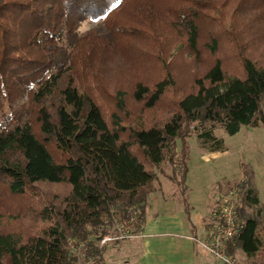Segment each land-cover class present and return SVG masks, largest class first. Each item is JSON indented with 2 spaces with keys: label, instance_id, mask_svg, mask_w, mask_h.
Listing matches in <instances>:
<instances>
[{
  "label": "trees",
  "instance_id": "1",
  "mask_svg": "<svg viewBox=\"0 0 264 264\" xmlns=\"http://www.w3.org/2000/svg\"><path fill=\"white\" fill-rule=\"evenodd\" d=\"M176 72L191 85L169 100ZM260 126L264 0H0V264H104V228L140 211L139 236L158 174L189 216L188 137L218 153L215 130ZM232 190L227 251L264 264L250 169Z\"/></svg>",
  "mask_w": 264,
  "mask_h": 264
},
{
  "label": "rangeland",
  "instance_id": "2",
  "mask_svg": "<svg viewBox=\"0 0 264 264\" xmlns=\"http://www.w3.org/2000/svg\"><path fill=\"white\" fill-rule=\"evenodd\" d=\"M233 6L235 7V5ZM231 8L232 6L229 9ZM90 27L91 26L87 24L82 28V31H85ZM236 68L237 64L235 61L231 60L228 63L227 68L231 76L232 73L236 71ZM176 76L177 84L174 92L168 93L167 99L169 98V100L172 94L173 97L184 95L188 92L191 85L189 78L185 73L178 72ZM161 111L162 108L158 107L150 112L151 114L145 118H143L142 115L141 119L157 118ZM133 119L135 121L140 120L138 116H135ZM214 135L223 139L225 148L223 152L206 153L200 149L199 143L194 136L191 135L186 139L189 154L186 186L188 188V203L192 208L190 211L192 224L197 229L198 234H200L204 219L206 216L209 218V215H207L209 207L215 205L214 203L216 202L218 194L217 187L238 182L241 179L242 168L245 167L252 172V185L259 199V206L262 209L264 225V127H241L240 131L234 136H228L224 131L217 129L215 130ZM177 147H181L179 141L177 142ZM163 170L167 174L170 173L168 165H165ZM158 181L160 185L159 190L150 196L149 202H151L154 197L161 195L165 198L166 195L173 194V198H179V196L176 195L177 190L171 181L161 174H158ZM0 192L4 194L2 195L4 199L1 200L4 204V208L11 210L10 208H13L12 206H14V202L12 203V199L5 197V192L4 190L2 191L1 186ZM176 202L182 206V209H184L182 202ZM131 214L132 212L128 217L118 215L113 220L112 224L107 225L104 228L106 232L104 238L107 237L111 239L99 244L101 247L105 248L107 253L105 256L106 258L109 257L110 259V256L112 255L111 257L114 258L116 262H118L120 258V260L124 261L123 258L126 254L124 253L125 248L121 250V254L116 251V248H119L122 243L138 237L135 235L137 234V227L139 224L138 216H141L140 211L139 215H136L138 218L134 221V226L131 223L133 217ZM3 222L4 220H1L0 224ZM77 256L79 257L78 264H84L82 263V257L79 252H77ZM235 256L237 264H262L261 260L256 257L251 259L246 258L239 250L236 251ZM130 259H128L129 262H131Z\"/></svg>",
  "mask_w": 264,
  "mask_h": 264
},
{
  "label": "crops",
  "instance_id": "3",
  "mask_svg": "<svg viewBox=\"0 0 264 264\" xmlns=\"http://www.w3.org/2000/svg\"><path fill=\"white\" fill-rule=\"evenodd\" d=\"M172 196L173 194L166 195L165 198L162 195L154 197L149 202L139 236L116 248L120 254L125 248L123 260L126 262L121 258L116 262L111 255L110 259L105 258L104 264H220L193 241L194 238L204 236L208 216L198 234L192 224L191 213L187 216L185 209L176 202L180 199ZM213 207L214 205L209 207L207 215Z\"/></svg>",
  "mask_w": 264,
  "mask_h": 264
},
{
  "label": "built area",
  "instance_id": "4",
  "mask_svg": "<svg viewBox=\"0 0 264 264\" xmlns=\"http://www.w3.org/2000/svg\"><path fill=\"white\" fill-rule=\"evenodd\" d=\"M238 199L237 190L218 195L215 205L209 213L204 236L193 239L203 252L220 264H237L236 256L227 251V245L242 228V222L237 217ZM136 215H139L138 211H133L131 214L133 226L137 218ZM108 240L111 239L103 237L99 243L102 244Z\"/></svg>",
  "mask_w": 264,
  "mask_h": 264
}]
</instances>
